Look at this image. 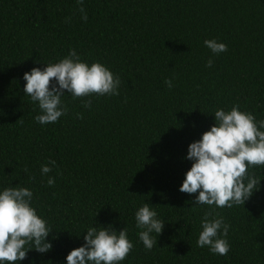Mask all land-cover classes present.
Wrapping results in <instances>:
<instances>
[{"label": "trees", "instance_id": "1", "mask_svg": "<svg viewBox=\"0 0 264 264\" xmlns=\"http://www.w3.org/2000/svg\"><path fill=\"white\" fill-rule=\"evenodd\" d=\"M83 6L87 21L77 0H0V192L29 188L31 206L52 229V248L31 249L17 264H67L89 227L108 225L126 227L134 245L119 264H264V166L249 167L260 188L244 205L196 204L198 192L179 190L193 163L188 146L215 123V110L239 105L264 120V0ZM205 39L225 43L227 51L213 54ZM71 49L89 66L99 62L118 75L119 95L74 99L65 90L67 114L40 124L23 75ZM49 160L56 166L42 175ZM145 203L165 222L158 236L151 234L157 245L150 251L135 218ZM213 209L230 225L227 255L197 246L201 219Z\"/></svg>", "mask_w": 264, "mask_h": 264}, {"label": "clouds", "instance_id": "2", "mask_svg": "<svg viewBox=\"0 0 264 264\" xmlns=\"http://www.w3.org/2000/svg\"><path fill=\"white\" fill-rule=\"evenodd\" d=\"M82 19L87 21L83 0H77ZM204 44L213 54L227 51V45L216 39H205ZM211 58L206 66L211 67ZM24 93L38 102L41 110L35 120L40 124L55 123L68 112L62 102L65 90L75 98L119 95L120 78L103 64L93 62L91 66L80 60L75 49L55 64H47L43 69L33 67L25 72ZM168 88L173 87L171 79H166ZM91 99L84 100L83 106L90 108ZM83 118L82 114H77ZM215 123L205 131L201 139L189 144L186 159L192 166L185 173L180 191L197 193L194 203L216 208H231L244 205L259 190L261 178L249 172V167L264 166V120L257 121L250 112H243L239 105L230 111L217 109L214 112ZM56 166L55 160L41 166V174L47 175ZM25 172L28 169L25 167ZM34 179V177H30ZM47 184L53 186L55 178L49 176ZM33 193L27 187H7L0 192V262L17 264L26 259L29 250L46 253L52 248L46 238L52 231L46 221L37 215L31 206ZM136 226L142 229L138 233L146 250L157 245V236L164 228V221L157 218L156 211L145 203L136 213ZM230 225L224 218L212 211L205 212L201 219L202 231L197 246L207 247L217 255H227L230 244L227 235ZM85 243L71 250L67 264H119L133 249L128 239L127 228L117 231L111 225L107 227H89L83 237ZM29 247L26 248L25 246Z\"/></svg>", "mask_w": 264, "mask_h": 264}]
</instances>
